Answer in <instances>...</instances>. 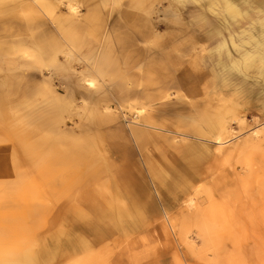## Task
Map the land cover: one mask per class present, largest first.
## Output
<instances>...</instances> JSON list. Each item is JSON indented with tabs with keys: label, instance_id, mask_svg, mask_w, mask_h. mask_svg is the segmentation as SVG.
<instances>
[{
	"label": "rangeland",
	"instance_id": "rangeland-1",
	"mask_svg": "<svg viewBox=\"0 0 264 264\" xmlns=\"http://www.w3.org/2000/svg\"><path fill=\"white\" fill-rule=\"evenodd\" d=\"M72 1L0 4L1 257L264 264V0Z\"/></svg>",
	"mask_w": 264,
	"mask_h": 264
},
{
	"label": "bare ground",
	"instance_id": "bare-ground-1",
	"mask_svg": "<svg viewBox=\"0 0 264 264\" xmlns=\"http://www.w3.org/2000/svg\"><path fill=\"white\" fill-rule=\"evenodd\" d=\"M4 1L15 2V1H18V0H0V4H2ZM32 1H33V6L35 8V14L33 15V16H35L34 17V20L36 21L35 24L42 25L45 22V20H43V17L45 15H47V16H49L51 22L53 24L54 23L56 24V28H59L63 24L67 25V29H66L67 31H65V29H63L61 31L62 32L65 31V33L67 35H69L73 40L75 39V37H74L72 31H75L76 29H80V28L85 30L87 28V25H85L84 21L76 19V17H75L76 16V12H77L76 11V5H75V3L72 0H69L68 4H66L67 5V9L71 12V14L67 15V16H65L63 18L55 16V13H53L54 9L58 7L54 3L55 2L62 3V0H32ZM224 1H225V4H228L229 6H232L230 8H234L235 7L232 4L236 0H224ZM92 8H94V7L92 6ZM89 18L90 17L88 16V17H86L85 20L88 21ZM27 24H29V22ZM61 31H60V33H61ZM94 33H96V32L93 31L92 34H94ZM23 43L27 44L28 41H24ZM39 61L40 60H38L37 63L41 64V62H39ZM96 71L98 73H100L101 75H104V73L106 72V68H105L104 64L103 63L99 64L97 66V68H96ZM89 84L93 86L94 85V80H90ZM222 123L223 122L221 121V119H219L217 123H214L215 126H212V127L213 128L217 127L218 130H220V129L223 128V124ZM218 141L220 143L221 139H219ZM29 148H30V146H29ZM1 171H3V170H0V172ZM112 178H113V176L109 177V175H108V178L105 181H103L105 186L107 184H110V181H111ZM118 186H119L118 188L115 187L112 190L113 196H117V194L120 193V191H121L120 187H125L126 190L129 193L131 192V188L129 186H126L122 182ZM17 211H18V214H12V216L14 217V218H12V220H15V221H12V223L9 226L8 225L6 226V222H4L3 223V227L5 229H0L1 231L10 232L11 230L14 229V225L20 221V217L22 216V214L18 210V208H17ZM7 222H11V219L9 221H7ZM77 227L79 228V230L80 229L87 230V232L89 231V228H90L89 225H86V224H79V225H77ZM92 229H94V231L96 233V236L98 238H102V234L108 232V227H98L97 226L96 228H92ZM11 233L12 232L7 233L5 238H3L2 240L0 239V264H52L51 260H48L46 263L39 262L40 256L37 253V251L34 249L33 243L35 241H37V240L40 241V238H38L36 235L33 236L30 233H23V234L18 235V237H21L22 239H28V240H27V243H26L27 245L24 248L20 249L19 252H17V255H16L15 258L7 260L6 257H1L4 254L3 253V248H5L7 250L10 247V245H8L7 242L12 240L11 239ZM75 240L77 242H81L80 236L79 237H75ZM63 241H64V243H62V244H60V243L53 244L54 245V250H56V249L58 250L60 246H61V248H63L62 250L67 249L68 252H71L72 250L76 249L74 243L72 245V243L69 242V238L68 237H65L63 239ZM72 242H73V240H72ZM44 245H45V243H44ZM57 245H60V246L58 247ZM62 250H58V251H62ZM43 251H45V247H43Z\"/></svg>",
	"mask_w": 264,
	"mask_h": 264
}]
</instances>
